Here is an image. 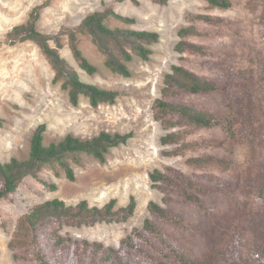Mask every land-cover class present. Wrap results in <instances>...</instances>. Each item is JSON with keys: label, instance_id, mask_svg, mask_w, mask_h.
Masks as SVG:
<instances>
[{"label": "rangeland", "instance_id": "obj_1", "mask_svg": "<svg viewBox=\"0 0 264 264\" xmlns=\"http://www.w3.org/2000/svg\"><path fill=\"white\" fill-rule=\"evenodd\" d=\"M45 0H0V160L12 156L27 158L34 130L47 124L45 143L63 139L68 133L90 138L102 130L134 131L127 144L111 148L107 160L101 162L93 155L78 154L72 159L76 180L67 178L62 169L48 167L46 173L57 183L50 190L40 181L29 178L10 198L0 201V264H15L14 250L9 242L20 217L31 207L47 199L59 197L67 203L87 199L91 205L102 206L110 199L117 206L126 205L134 195L135 214L126 222H99L93 226L65 227L63 233L119 246L123 237L136 226H142L149 216L148 202L162 201L163 194L154 186L150 173L155 168L173 165L187 173L209 172L226 182L224 191H215L207 198L219 211L207 217L200 209L183 206L181 209L199 223L196 231H177V237L191 246L197 254L221 243L226 233L251 222L264 220V131L259 128L255 139L232 141L222 126L203 129L188 139L210 138L217 145L202 146L179 156H166L161 143L165 132L154 119L152 105L161 95L165 74L173 63H182L197 72L219 77L226 71L246 75L245 82L253 88L252 100L264 113V83L261 72L264 61V0H233L229 9L211 6L204 0H168L159 4L153 0L117 2L116 0H51L42 10L39 28L47 33H59L76 28L90 12L114 6L123 14L135 16L138 22L126 24L117 19L107 21L110 27L158 30L160 41L151 45L149 60L138 56L129 63L130 77L113 72L105 64V56L86 32H79L83 54L98 67L89 74L73 56L68 36H62L61 53L78 70L81 77L104 88L121 92L114 104L93 107L81 96L78 105L71 103L68 91L53 81L54 70L40 47L32 41L15 45L5 43V35L14 25L27 21L33 8ZM210 13L230 19L221 35L200 38L216 46L210 67L180 60L175 50L178 30L192 24L189 14ZM186 55V54H184ZM252 76L253 79H249ZM227 98L222 93L200 95L193 103L223 110ZM213 154L225 163L190 165L188 157Z\"/></svg>", "mask_w": 264, "mask_h": 264}, {"label": "trees", "instance_id": "obj_2", "mask_svg": "<svg viewBox=\"0 0 264 264\" xmlns=\"http://www.w3.org/2000/svg\"><path fill=\"white\" fill-rule=\"evenodd\" d=\"M125 2L128 0H116ZM139 3V0H129ZM166 4L168 0H153ZM211 6L229 9L233 0H204ZM51 4L45 0L36 5L26 22L14 25L5 35V43L15 45L25 41L37 44L54 70L53 81L68 91L72 104L78 105L81 96L88 98L93 107L114 104L121 92L104 88L84 80L78 70L61 53L62 36L66 34L69 46L80 67L89 74L98 71L79 46V32L88 33L105 56V64L113 72L125 77L132 75L129 63L138 56L149 60L153 54L152 44L160 41L158 30L110 27L108 20L114 18L126 24H135L137 17L118 12L114 6L88 13L76 28L59 33H47L39 28L42 10ZM192 24L178 30L179 39L175 50L180 60L210 67L216 63L213 57L219 49L200 41L221 35L231 22L227 17L210 13L189 14ZM186 54V55H184ZM249 79L254 78L248 76ZM246 75L226 71L219 77L203 75L182 63H173L165 74L161 95L152 105L154 119L165 130L160 140L166 156H179L187 150L217 145L210 138L188 139L203 129L222 126L232 141L240 138L253 140L259 128L264 131V113L261 114L252 100L253 88L245 82ZM264 83V61L261 72ZM222 93L227 102L223 110L193 103L200 95ZM47 124L40 123L33 132L30 153L27 158L12 156L0 160V201L10 198L29 178H34L50 190L58 188L46 173L51 167L59 174L62 169L67 178L76 180L72 159L78 154L93 155L101 162L113 147L127 144L134 131H100L90 138L68 133L63 139L45 143ZM190 165L225 163V159L213 154L188 157ZM152 186L162 194V201L148 202L149 216L142 226H136L123 237L119 246L103 241L74 237L63 233L65 227L93 226L99 222H126L136 212L134 195L123 206H117L115 198L102 206L91 205L87 199L67 203L54 197L38 203L23 214L9 242L14 250L15 264H264V220L254 222L226 233L221 243L205 249L201 254L181 241L177 231H196L199 223L181 208L191 206L200 209L207 217L219 211L208 198L212 192L224 191L226 182L209 172L187 173L173 165L155 168L150 173Z\"/></svg>", "mask_w": 264, "mask_h": 264}]
</instances>
